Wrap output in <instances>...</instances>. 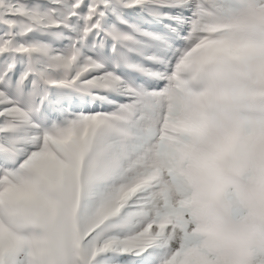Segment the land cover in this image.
Wrapping results in <instances>:
<instances>
[{"label":"snow or ice","instance_id":"obj_1","mask_svg":"<svg viewBox=\"0 0 264 264\" xmlns=\"http://www.w3.org/2000/svg\"><path fill=\"white\" fill-rule=\"evenodd\" d=\"M188 99L225 106L197 163L264 150V0H0V264H221L172 167Z\"/></svg>","mask_w":264,"mask_h":264},{"label":"clouds","instance_id":"obj_2","mask_svg":"<svg viewBox=\"0 0 264 264\" xmlns=\"http://www.w3.org/2000/svg\"><path fill=\"white\" fill-rule=\"evenodd\" d=\"M181 107L172 167L185 186L183 210L221 264H245L253 244L264 242V150L241 140L210 165L197 163L206 148L200 116L222 122L225 106L208 109L188 99Z\"/></svg>","mask_w":264,"mask_h":264}]
</instances>
